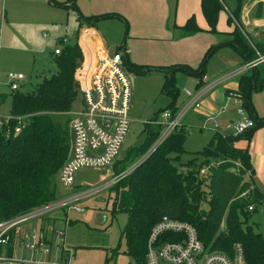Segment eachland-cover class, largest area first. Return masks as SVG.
Returning a JSON list of instances; mask_svg holds the SVG:
<instances>
[{
  "label": "trees",
  "instance_id": "trees-1",
  "mask_svg": "<svg viewBox=\"0 0 264 264\" xmlns=\"http://www.w3.org/2000/svg\"><path fill=\"white\" fill-rule=\"evenodd\" d=\"M77 0L50 3L57 7H72L78 15L80 29H99L107 21H118L129 29L127 20L119 14L84 16L76 6ZM246 0H234V8L227 7L226 0H201V11L208 25L205 32L218 34L217 25L221 13L230 10L227 24L233 26L231 40L211 47L198 68L187 65L169 67L139 66L128 60L124 62L129 72L146 75L153 72L164 77L163 95L169 100L168 112L174 118L180 111L177 104L180 90L177 74L183 73L198 80L203 86L209 58L223 46L237 51L248 64L264 56V43L254 41L244 34L241 16ZM176 7L170 16L168 28L178 31L180 38H188L204 32L194 17L185 26H175ZM264 17L263 2L256 6L255 18ZM125 49V46H122ZM54 54V53H53ZM84 61L83 52L76 42L63 46L61 54H54L55 70L43 77L32 92L21 90L11 95H0V102L11 100L10 114L25 117L24 128L14 134L17 122L8 128L12 135L6 138L0 132V222L7 221L33 209L57 201L80 189L61 192L59 174L71 155L70 130L74 105L82 94L75 74ZM239 89L232 93L239 101V108L252 122L251 128L241 135L224 134L219 128L201 152L188 153L184 143L188 135L181 126L161 144L130 175L122 178L111 189L106 202L112 200L111 214L125 213L128 222L121 232L125 240V254L137 264H145L147 242L154 226L163 218L186 222L194 227L207 252H220L233 257L234 246L243 247L246 264H264V237L255 232L250 223L252 212L264 201V192L256 185L249 148L254 133L264 127V117L257 116L252 102L254 93L264 89V64L255 66L239 76ZM231 95V94H229ZM157 122L156 119L155 121ZM147 141L134 150L122 163L113 165V175L119 176L144 156L161 135L163 128L147 124ZM191 156L182 161L184 156ZM134 157L135 159H131ZM67 193L65 196H61ZM253 209L250 210L249 208ZM74 222L70 221V225ZM65 232V231H63ZM54 234V233H53ZM173 241L174 236L166 235ZM52 247V246H51ZM61 247H65L62 241ZM9 245V253L12 254ZM53 250V249H52ZM70 250V249H68ZM73 255L75 256L74 251ZM112 254L118 251L111 252Z\"/></svg>",
  "mask_w": 264,
  "mask_h": 264
},
{
  "label": "rangeland",
  "instance_id": "rangeland-1",
  "mask_svg": "<svg viewBox=\"0 0 264 264\" xmlns=\"http://www.w3.org/2000/svg\"><path fill=\"white\" fill-rule=\"evenodd\" d=\"M10 1L0 0V95L6 96L12 94L7 79L9 73L23 74L25 81L21 92H32L36 85L43 80V77L50 76L55 70L53 53L60 48L59 41L66 39L67 44L76 43L80 29L78 15L72 7H57L51 5L50 0H44L41 5L33 0H20L22 4L16 11V17L13 18ZM56 1L58 3L66 2V0ZM254 1L246 0L244 8L252 6ZM78 2L79 0L76 1V6L80 13L84 15ZM171 2L175 3L176 0H171ZM183 4L190 6L193 4V0H183ZM226 4L231 9L234 6V0H226ZM6 10L8 11L6 18L9 20L7 26L2 23V21L5 22ZM255 12L256 8L252 18L255 17ZM222 20H224V26L227 27V21ZM98 33L106 41L110 51L119 49L118 51L123 54L122 46L127 43L126 38L129 33V29L125 27V24L118 21L108 22L98 29ZM219 51V54L209 58L207 72L204 77V81L207 83L216 80L224 73L218 72L220 61L214 65L217 59H220L222 63H226V55L222 57L224 52L228 55L234 54L230 48L220 49ZM215 66L218 67L217 72H215ZM130 76L133 79L134 107L130 112L131 123L119 151L118 163L124 162L134 150L137 151L144 146L147 141L146 125L155 121V119L158 124H161L163 122L162 110L167 108L169 104V100L162 93L163 76L158 73L140 75L135 72H130ZM176 80L180 90L177 104L181 105L187 92H191L196 87L197 82L194 78L183 73H178ZM230 100L229 114L222 116V119L209 120L212 121L210 124L207 123L208 121H200L198 113L195 112H191L184 117L182 126L186 127L188 131L184 148L188 153L201 152L208 145L213 135V122H216L217 127L222 129L224 134H232L229 126L230 121H238L242 116L232 97ZM82 107V101L79 97L73 111H81ZM10 109L11 100L10 97H7L4 102H0V116H9ZM73 113L70 114L71 119L74 117ZM189 157L191 156H184L182 161H188ZM131 159L135 158L132 157ZM108 172H110V176H113V167L108 168V170L80 169L75 174L73 187L90 190L103 185L109 182ZM256 176L257 173L255 172L256 185L263 191ZM113 177H110V179ZM60 190L63 192V189ZM66 194L64 193L61 196ZM109 194L112 195L110 198H113L115 191L110 193L105 190L83 200L79 203V206L83 209L81 212L66 209L50 214L48 218L59 217V220H65V213H67L68 221L74 222L73 225L68 224L66 227L61 220L57 226L54 224V232H65L61 238H58L52 231L49 236L47 235L48 237L53 236V239L50 240L52 249L55 250L58 244L62 245L63 241L64 245L75 253L73 264H135L124 253L125 240H121V232L128 222V216L125 213H118L113 217L110 212L112 200L106 202ZM250 223L254 224L255 232L261 233L264 237V201L252 212ZM40 224V221H33L29 223L27 229H41ZM114 250L118 251L115 255L111 253ZM3 255H5V252H3ZM13 257L16 260L24 259L28 261L26 264H31L32 260L43 259L42 256L32 255L20 249L14 252ZM0 264L7 263L0 262Z\"/></svg>",
  "mask_w": 264,
  "mask_h": 264
},
{
  "label": "built area",
  "instance_id": "built-area-1",
  "mask_svg": "<svg viewBox=\"0 0 264 264\" xmlns=\"http://www.w3.org/2000/svg\"><path fill=\"white\" fill-rule=\"evenodd\" d=\"M264 5V2H263ZM85 45L91 47L93 55L84 56L82 66L75 74L79 85L83 107L81 111L73 113L70 123L72 135L71 155L59 174V186L64 191H71L75 183V174L83 168H96L105 170L112 168L118 159L119 151L130 127V112L133 108V87L130 72L127 70L124 56L119 51L113 52L104 45L98 32L86 29L82 32ZM60 48L54 51L55 55L61 54L62 48L67 44L66 39L59 41ZM79 44V43H78ZM80 46V44H79ZM264 64V56L246 64L242 70H249L257 65ZM243 72H233L223 76L217 82L199 90L195 95L187 92L188 103L172 119L168 112L163 113V122H150L163 128L156 142L130 168L119 176H109V182L92 189L79 190L57 201L33 209L7 221L0 222V262L7 264H26L24 259L16 260L14 252L24 250L32 255L42 256V260H32L31 264H73V252L58 244L52 250L51 242L38 228L27 229L33 221H44L48 216L58 210H73L81 212L79 206L83 200L93 197L102 191L108 190L122 178L130 175L141 163L163 144L175 131L182 126L186 114L193 108L200 107L202 95L210 91L219 83L232 76ZM8 85L12 92L21 90L25 77L20 73L7 75ZM231 97L236 99L233 94ZM242 114V111L240 110ZM12 121L17 122L14 134H19L24 128L23 116H0V132L6 138L12 135L8 128ZM252 122L245 120L233 126L235 135H241L251 128ZM216 129V123L213 125ZM110 177H113L110 179ZM250 210L253 208L250 207ZM54 234L61 238L63 231ZM174 236L173 241L165 240V236ZM12 246V254L9 251ZM5 252V255H3ZM137 264V263H135ZM145 264H246L243 247L234 246L233 257H228L220 252H207L205 245L199 240L196 230L186 222L163 218L151 231L147 242Z\"/></svg>",
  "mask_w": 264,
  "mask_h": 264
},
{
  "label": "crops",
  "instance_id": "crops-1",
  "mask_svg": "<svg viewBox=\"0 0 264 264\" xmlns=\"http://www.w3.org/2000/svg\"><path fill=\"white\" fill-rule=\"evenodd\" d=\"M33 1L41 5L44 0H39L40 2L38 0ZM10 2L12 4V15L13 18H15L16 11L22 3L20 0H11ZM260 2H264V0H255L252 6H246V8H243L241 16V27L242 32L244 34L250 35L251 38L254 39V41L264 43V17L261 19H256L255 17L252 18L255 8ZM78 5L84 16L119 14L124 17L130 24V27L128 36L126 38L127 43L123 44L125 46V49L123 50V56L126 54L130 62L139 66L169 67L173 65H187L192 68H198L205 54L211 47L219 46L220 44H224L231 40L229 34L232 33L234 28L233 26H229L228 24L227 27L224 26V20L222 19L228 21V17L230 15V10L226 9V11L221 13L218 21V34L205 32L208 30V25L201 11V0H193V4L190 6L184 5L183 0H176L175 3H172L171 0H79ZM175 7V26H177L178 28L183 27L191 17H194L198 27L204 30V32H201L192 37L180 38V34L178 31L168 28V25L170 23V16H172V11ZM233 8H231V10ZM7 14L8 11L6 10L5 22L2 21L5 26L9 24V20L6 18ZM108 22L112 21H107L105 22V24ZM86 29L89 28L83 27L79 29L77 43H79L80 47L83 49L84 55L86 54L87 58H90L91 55H93L92 49L91 47H88V45L84 44V41L81 37L82 32ZM90 29L98 32L97 29ZM102 40L104 45L108 47L106 41L103 38ZM224 48H230L231 52L234 53L228 55L224 52L222 57H225L224 55H226V63H222L220 59H217V61L214 63L215 65L220 61L219 70L217 66H215L214 69L215 72H217L218 70V72L224 73L219 78L210 83L205 82V79H203V86L200 89L198 88V80L194 78L197 82L196 87L192 89L191 92L188 91L189 93L195 95L199 92V90L210 86L211 84L220 80V78H222L223 76L230 75L233 72H243L242 74H244L248 71L242 70L245 68L246 64L243 62V57L237 51L229 46H223L220 49ZM118 50L119 49H116L113 52H116ZM219 50L213 55L219 54ZM208 64L209 61L207 63V68ZM221 65L223 66L221 67ZM158 74L162 76L161 73ZM242 74H239L238 76H232L224 82L219 83L217 86L213 87L210 91L206 92L200 99V107L191 109L186 115L191 112L198 113V119L203 122L208 121L207 123L209 124L212 122L209 120H213L216 118L222 119V116L228 115L230 110L229 104L231 103V95L229 94L238 91V78ZM233 100L236 103V107L240 111L239 101L234 98ZM252 102L257 116L263 118L264 89L253 94ZM187 103L188 97L186 95L183 104H178L180 106V110ZM240 115L242 116V118H240L238 121H230L229 126L232 133H234V125L248 120V117L244 113H240ZM215 123L216 122H213L212 126ZM220 130L222 131V129ZM240 147L249 148L252 166L254 168V171L257 173L256 179L259 180L261 188L264 191V127L260 128L254 133L250 144H240ZM107 175L110 176V172H108ZM65 217V220H60L63 221L66 227V225H70V221H68L67 219V213H65ZM58 218H47L40 224V230H42L43 234L49 241L53 239L52 235L51 237L48 236L51 231L52 233H54V224L57 226L60 222Z\"/></svg>",
  "mask_w": 264,
  "mask_h": 264
}]
</instances>
